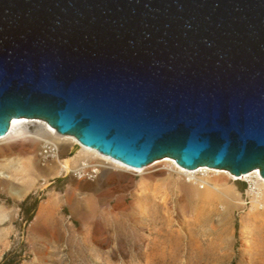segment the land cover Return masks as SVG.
<instances>
[{
  "label": "water",
  "instance_id": "95a60500",
  "mask_svg": "<svg viewBox=\"0 0 264 264\" xmlns=\"http://www.w3.org/2000/svg\"><path fill=\"white\" fill-rule=\"evenodd\" d=\"M12 118L264 178V0H0V136Z\"/></svg>",
  "mask_w": 264,
  "mask_h": 264
},
{
  "label": "rangeland",
  "instance_id": "374dc122",
  "mask_svg": "<svg viewBox=\"0 0 264 264\" xmlns=\"http://www.w3.org/2000/svg\"><path fill=\"white\" fill-rule=\"evenodd\" d=\"M42 151L0 144L1 171L10 168L0 175V264H264L254 181L222 177L215 189L198 173L168 182L167 167L131 176L96 157L63 173ZM59 153L72 160L79 148Z\"/></svg>",
  "mask_w": 264,
  "mask_h": 264
},
{
  "label": "bare ground",
  "instance_id": "6f19581e",
  "mask_svg": "<svg viewBox=\"0 0 264 264\" xmlns=\"http://www.w3.org/2000/svg\"><path fill=\"white\" fill-rule=\"evenodd\" d=\"M72 135H62L59 134L55 129H53L49 124L46 122L35 119L30 120L26 118H12L10 122V128L7 134L4 136H0V144L7 143V142H14L18 143H35L42 147L43 155H39V157H45L46 161L49 159L57 160L56 165L61 168V172H72L75 171L72 164L76 159L85 161L87 157H96L99 161V167L105 168L110 166L114 170L121 171L127 174L135 175L136 173H141L144 171H150L151 169H156L160 167H167L169 169V181L170 182L175 175L178 176L179 179L183 178L184 176L189 177L190 181H192L191 176H194L198 173L205 174L207 180L204 182L206 185H211L213 188L218 189V179L226 178V179H248L254 181L253 186L248 191V194L252 196L253 205L259 204L264 205V178L261 176L260 171L258 168L252 169L245 173H241L239 175H234L230 173L226 169H218L217 168H210L208 166H199L195 169H187L177 164V162L171 157H162L159 159H155L154 161L148 163L147 165L134 168L129 165L124 164L123 162L113 159L107 155L102 153H98L97 150L89 147H85L77 141ZM70 144L72 146H77L79 148V155L74 159H65L62 160L59 150L65 145ZM93 149V150H91ZM170 158V159H169ZM164 159V160H162ZM161 160L159 162H156ZM41 161V160H39ZM76 163V162H75ZM162 164V165H161ZM11 165V163L9 164ZM161 165V166H160ZM10 167V166H9ZM143 168H145L143 170ZM4 171H1L0 168V175L4 179H9L10 175H8L7 169L8 167L2 168ZM51 172H54V168H50ZM225 170V171H222ZM98 172L97 170L95 173ZM93 173V174H95ZM154 174V173H153ZM163 174V172H158L155 175ZM212 174V179L209 176ZM96 175V174H95ZM240 177V178H237ZM235 194V193H234ZM229 195V194H228ZM229 200V199H228ZM138 205V204H137ZM139 206V205H138ZM256 206V205H255ZM260 207V206H259ZM138 208V207H137Z\"/></svg>",
  "mask_w": 264,
  "mask_h": 264
}]
</instances>
